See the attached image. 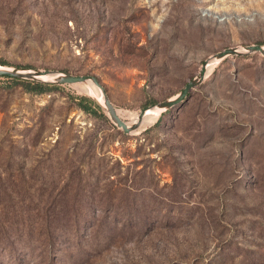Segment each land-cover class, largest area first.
Returning <instances> with one entry per match:
<instances>
[{"label": "rangeland", "instance_id": "obj_1", "mask_svg": "<svg viewBox=\"0 0 264 264\" xmlns=\"http://www.w3.org/2000/svg\"><path fill=\"white\" fill-rule=\"evenodd\" d=\"M253 44L264 0H0V65L96 77L126 122ZM213 68L131 135L0 79V264H264V57Z\"/></svg>", "mask_w": 264, "mask_h": 264}, {"label": "water", "instance_id": "obj_2", "mask_svg": "<svg viewBox=\"0 0 264 264\" xmlns=\"http://www.w3.org/2000/svg\"><path fill=\"white\" fill-rule=\"evenodd\" d=\"M252 55H261L264 57V46L260 44L236 46L215 53L203 63L198 74L190 80L176 96L166 101L143 108L141 112H139L137 121L130 125L117 115L116 108L109 98L105 87L96 77L77 76L55 70L26 69L0 65V78H10L58 86L85 85L88 82H92L100 90L101 99L93 95H89L90 98L109 116L112 123L119 130H122L125 134L131 135L138 133L137 131L141 126V121L148 111L157 113L159 118L163 114L173 109H178L184 105L191 97L192 91L200 87L207 79L210 74H208L210 66H216L230 57H249Z\"/></svg>", "mask_w": 264, "mask_h": 264}, {"label": "bare ground", "instance_id": "obj_3", "mask_svg": "<svg viewBox=\"0 0 264 264\" xmlns=\"http://www.w3.org/2000/svg\"><path fill=\"white\" fill-rule=\"evenodd\" d=\"M214 66H210L208 69V74L212 71V69ZM82 91L86 92L89 95H93L99 99H101V92L100 90L92 83V82H88L87 84H85L82 88ZM117 115L123 120L125 121V117H124V113H122L120 110L116 109ZM139 113L137 114H130L129 115V121L130 122H126L127 124H133L137 121ZM158 119V114L153 112V111H148L146 113V115L144 116V118L141 121V126L139 128V130L137 132H140L142 130H144L146 127H151V125H153ZM127 120V119H126Z\"/></svg>", "mask_w": 264, "mask_h": 264}, {"label": "trees", "instance_id": "obj_4", "mask_svg": "<svg viewBox=\"0 0 264 264\" xmlns=\"http://www.w3.org/2000/svg\"><path fill=\"white\" fill-rule=\"evenodd\" d=\"M0 63H4L0 61ZM0 79H5L6 81L13 82L15 84H24L27 85L31 88L33 91H37V93L49 90V89H56L59 88L58 85H49V84H43V83H35V82H30V81H22V80H16V79H10V78H0ZM81 105L83 107V110L87 112H97L101 113V109L93 102L92 99L89 97H82L81 98Z\"/></svg>", "mask_w": 264, "mask_h": 264}]
</instances>
